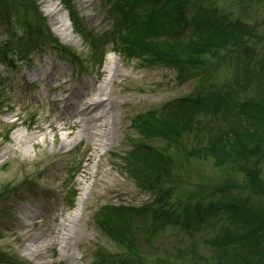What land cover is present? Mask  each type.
Listing matches in <instances>:
<instances>
[{
  "label": "rangeland",
  "instance_id": "obj_1",
  "mask_svg": "<svg viewBox=\"0 0 264 264\" xmlns=\"http://www.w3.org/2000/svg\"><path fill=\"white\" fill-rule=\"evenodd\" d=\"M191 1L205 12L215 11L219 16L252 26L255 36L247 54L234 49L220 51L219 56L208 54L206 68L180 83L175 69L151 65L148 55L127 57L121 51V27L118 36H112L121 24L119 0H39L52 38L58 42L49 41L51 44L35 52L31 61L22 63L18 70L0 66L9 105L8 110L0 109V253L8 257V264H92L99 250L111 255L125 253L123 247L100 231L96 215L107 206L139 208L154 200L152 193L137 186L128 171L127 158L141 138L133 129L136 116L161 111L174 100L201 96L216 86L244 87V91L249 83L257 84L256 80L250 82L249 76L258 73L261 69L258 63L264 58V0ZM52 4L67 19L69 33L77 41L64 42L55 32L56 17L48 14ZM6 7L3 10L10 14L14 31L20 32L23 9L9 11ZM69 7L77 12L81 23L78 26L84 34L75 31ZM8 25L5 14H0V43L6 38ZM122 34L126 31L122 30ZM88 36L98 42H90ZM63 48L73 53L70 59L59 51ZM110 54L116 57L122 71L115 85L117 130L111 148L104 149L98 160L103 164L102 170L110 173L111 181L105 178V183L94 192L87 191L78 218L77 243L72 247L75 260H65L54 238L58 236V224L67 221L77 208L83 187L79 180L86 165L92 162L94 145L82 136L74 142L79 127L63 129L66 124L77 122L71 105L64 99L75 89L84 92L90 86L94 91L87 98L94 97L95 88L106 77L104 71ZM35 71L43 73L41 80L35 77ZM52 124L58 130L54 131ZM224 128L226 123L220 117L202 113L192 132L185 134L178 145L152 141L172 158L171 176L164 187L173 190V203L179 200L181 205L194 206L204 202L209 192L220 189L231 178L243 197L253 192L252 201L264 208V190L262 193L253 190L246 178L248 171L259 170L264 187V146L260 155L250 158L232 154L230 165L234 170L219 168L212 158L202 159L194 154L208 145L211 134ZM18 133L24 136L23 140L35 137L37 145H17L14 137ZM33 214L37 217L36 224L29 218ZM170 228L152 238L148 249L137 255V264H213L212 251L202 234L191 236ZM48 230L52 233L45 240L48 247L42 250L44 256L29 255L26 249L33 244L32 237H42Z\"/></svg>",
  "mask_w": 264,
  "mask_h": 264
},
{
  "label": "trees",
  "instance_id": "obj_2",
  "mask_svg": "<svg viewBox=\"0 0 264 264\" xmlns=\"http://www.w3.org/2000/svg\"><path fill=\"white\" fill-rule=\"evenodd\" d=\"M38 3L39 0H0V14H5L9 24L6 38L0 43V66L18 70L47 43L58 42L52 38ZM5 7L9 11L23 9L20 32L14 31ZM68 11L75 31L84 34L78 26L77 12L71 7ZM117 11H121V24L112 36H118L121 27V51L125 56L148 55L151 65L175 69L180 83L206 68L208 54L219 56L220 51L229 49L247 54L255 36L252 26L215 11L205 12L191 0H119ZM88 40L98 42L92 36ZM59 51L66 58L73 56L69 49ZM258 64L261 69L249 76L250 82L256 80L257 84L249 83L247 90L216 86L201 96L177 99L161 111L136 116L133 129L141 138L127 158L128 171L137 186L152 193L154 200L139 208L119 205L99 211L96 223L100 231L123 247L125 253L111 255L99 250L92 264H137V255L167 227L191 236L202 234L212 251L213 264H264V208L252 201L254 193L243 197L236 190L237 182L229 178L220 189L209 192L204 202L194 206L181 205L179 200L173 203V190L164 187L171 176L172 158L152 144L153 140H161L178 145L204 113L220 117L226 128L211 134L208 145L194 153L196 156L210 157L217 167L234 170L230 165L232 154L244 158L260 155L264 146V58ZM7 92L6 81L0 75L1 110L9 109ZM246 178L253 190L263 192L259 170L248 171ZM6 259L9 261L0 253V264H8Z\"/></svg>",
  "mask_w": 264,
  "mask_h": 264
},
{
  "label": "bare ground",
  "instance_id": "obj_3",
  "mask_svg": "<svg viewBox=\"0 0 264 264\" xmlns=\"http://www.w3.org/2000/svg\"><path fill=\"white\" fill-rule=\"evenodd\" d=\"M48 14L55 18L54 25L57 27L55 32L61 37L64 42L77 41L76 37L70 35V25L64 16L60 15L59 12L54 8V4L50 6ZM106 77L98 88H95V96L92 98H87L90 93L94 91L91 86L86 88L84 92L79 89H75L74 93L70 94L65 98L67 105H71L73 112L77 118V122L74 124H66L63 129H79V133L74 142L79 139V137H85L89 142H93L94 154L92 155V162L86 165L85 170L80 178V185L83 186L81 190V196L77 208L68 215L67 221H62L58 224L57 245L60 247V252L65 260H75V255L72 252V247L77 243L78 239V218L82 206L84 204L87 191H95L96 188L101 183H105V178L110 179V173L108 171H103V164L101 163L99 157L103 153L104 149H109L112 146L115 131L117 130V114L115 113V106L117 104L115 98V85H117L116 80L120 77L122 71L117 61L116 57L110 54L107 57L106 62ZM35 77L41 80L43 73L34 72ZM56 82V79H53ZM71 99H76L75 103L71 102ZM99 124V125H98ZM50 127L56 131L58 128L52 124ZM67 136V135H66ZM24 136L18 133L14 137V141L17 145H24L26 143L32 144L35 147V137H29L27 140H23ZM74 142H68V145H72ZM111 181V179H110ZM107 182V181H106ZM29 218L35 221L37 217L29 215ZM52 230H48L47 233L42 237H32L33 244L29 245L26 252L31 256L43 257L42 250L47 249L45 245V240L48 234H51Z\"/></svg>",
  "mask_w": 264,
  "mask_h": 264
}]
</instances>
